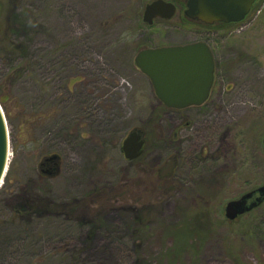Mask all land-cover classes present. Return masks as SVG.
I'll list each match as a JSON object with an SVG mask.
<instances>
[{"label":"rangeland","instance_id":"1","mask_svg":"<svg viewBox=\"0 0 264 264\" xmlns=\"http://www.w3.org/2000/svg\"><path fill=\"white\" fill-rule=\"evenodd\" d=\"M151 1L0 0L11 140L0 264L264 260V202L232 223L225 216L227 202L264 184V0L242 23L213 29L182 7L148 25ZM202 39L219 61L217 80L200 109L207 120L193 108L187 125L185 112L166 114L135 57ZM134 129L146 143L130 161L122 142ZM54 154L56 171L46 160ZM171 156L174 173L158 180ZM26 201L36 209L17 216Z\"/></svg>","mask_w":264,"mask_h":264},{"label":"water","instance_id":"2","mask_svg":"<svg viewBox=\"0 0 264 264\" xmlns=\"http://www.w3.org/2000/svg\"><path fill=\"white\" fill-rule=\"evenodd\" d=\"M256 0H185V16L191 20L212 24L216 21L239 22L250 12ZM177 12L175 3L154 0L143 13L145 23L151 25L155 18L172 19ZM137 67L151 80L156 96L167 106L185 108L203 104L210 93L214 79V60L204 43L146 48L135 57ZM264 144V139H263ZM143 131L132 130L123 140L122 152L127 160L139 158L144 151ZM11 140L4 108L0 102V186L4 181L10 161ZM59 155L46 158L58 166ZM172 164V163H170ZM172 167L163 170L162 175ZM264 202V185L240 198L230 200L225 206V216L234 221L259 207Z\"/></svg>","mask_w":264,"mask_h":264},{"label":"flooded vegetation","instance_id":"3","mask_svg":"<svg viewBox=\"0 0 264 264\" xmlns=\"http://www.w3.org/2000/svg\"><path fill=\"white\" fill-rule=\"evenodd\" d=\"M174 2H175V4L177 5V9H179L178 7H182L183 8V10L185 11V9H186V5H185V2H184V0H173ZM260 0H256L255 2H254V4H253V6H252V8H251V10H250V12L245 16V18L243 19V20H241V21H239V22H225V21H216V22H214V23H212V24H208V23H204V22H201V21H196V23H198L199 25H201V26H203V27H205V28H208V29H213V27H221V26H229V25H238V24H240V23H242L251 13H252V11L256 8V6H257V4H258V2H259ZM156 19H159V20H162V21H167V20H169V19H163V18H155V20ZM155 20L153 21V23L151 24V25H153L154 24V22H155ZM193 43H204V44H206L208 47H209V49H210V51H211V53H212V55H213V60H214V79H213V84H212V87H211V90H210V93H209V96H208V98H207V100L203 103V104H201V105H190V106H187V107H185V108H181V109H179V108H174V107H170V106H167L166 104H164L160 99H158V101H159V103L164 107V108H166V114H168L169 113V115L171 116L172 115V113L173 112H176V111H179V112H185V116L184 115H181L182 117H183V122L185 123V124H187V125H189L190 124V120L192 119V116L190 115V114H188V111L190 110V109H193V108H195V109H198L197 111L200 113V115H201V118H200V120H202V119H205V120H207L206 119V116H207V114H206V116L205 115H202V112H201V108L202 107H205L206 106V104L209 102V100L211 99V96H212V94H213V91H214V87H215V82H216V80H217V67H218V65H219V61H217V59H216V57H215V53H214V50H213V48H212V46H211V43H210V41L209 40H206V39H202V40H196V41H192V42H187V43H183V44H179V45H188V44H193ZM138 68V67H137ZM139 69V68H138ZM151 81V80H150ZM180 114H182V113H180ZM170 119H172V118H170ZM145 137V136H144ZM188 141V140H187ZM171 144V139H169V145ZM187 144H191V141L189 142V143H187ZM207 154V152H206V150L205 149H203L202 151H201V154H200V158L198 159V161H207L206 160V158H205V155ZM59 160V159H58ZM60 161V160H59ZM170 163H172V164H170ZM49 165H50V162H45L44 163V171H45V168H47V167H49ZM172 167V169H171V171L169 172V173H167V174H164V175H162V172H163V170L164 169H166V168H168V167ZM176 166H177V160H176V158L175 157H173V156H171L170 157V160H169V162H168V164H167V166H166V168H163L161 171H160V176L158 177V180H161L162 178L163 179H165V177H168V176H170V175H172L173 173H174V171H175V169H176ZM198 168V165L196 164V165H193L192 166V169H197ZM54 169H55V171H56V169H57V166H55V164H54ZM47 171V173L48 172H50V170H46ZM154 172V174H155V171H153ZM264 185V184H263ZM262 186V185H261ZM153 187H155V186H153ZM258 187H260V186H258ZM258 187H256V188H258ZM256 188H254V189H256ZM152 189V188H151ZM251 191V190H250ZM249 192V191H248ZM245 194V193H244ZM256 209V208H255ZM254 210V209H253ZM252 210V211H253ZM251 212V211H250ZM250 212H248V213H250ZM247 214V213H246ZM245 215V214H244ZM243 216V215H242ZM241 217V216H240Z\"/></svg>","mask_w":264,"mask_h":264},{"label":"trees","instance_id":"4","mask_svg":"<svg viewBox=\"0 0 264 264\" xmlns=\"http://www.w3.org/2000/svg\"><path fill=\"white\" fill-rule=\"evenodd\" d=\"M0 101H1V103H2V105L4 106V104H5V100H3L2 99V97H0ZM159 117H160V115H159ZM158 117V118H159ZM154 188V187H153ZM145 190V189H144ZM26 202H29V204L28 205H21V207H15L14 208V212L15 213H17V216L18 215H24V214H28V213H30L32 210H34V209H36V207L35 206H33V205H31V202L30 201H26ZM17 211V212H16ZM253 213V211L252 212H250V213H247V214H245L243 217H245V216H248V215H250V214H252ZM242 217V216H241ZM242 217V218H243ZM235 221V220H234ZM233 221H231L230 223H232ZM147 223H142L141 225H142V227L144 226V225H146ZM148 225V224H147ZM142 227L140 228V230L142 229ZM146 228V227H145ZM177 231H178V234H180V232H182L183 231V229H177ZM181 234H183V233H181ZM242 264H244V263H242ZM250 264H253V263H251L250 262ZM258 264H264V260H262L261 258L259 259V262H258Z\"/></svg>","mask_w":264,"mask_h":264},{"label":"bare ground","instance_id":"5","mask_svg":"<svg viewBox=\"0 0 264 264\" xmlns=\"http://www.w3.org/2000/svg\"><path fill=\"white\" fill-rule=\"evenodd\" d=\"M10 156V155H9Z\"/></svg>","mask_w":264,"mask_h":264}]
</instances>
